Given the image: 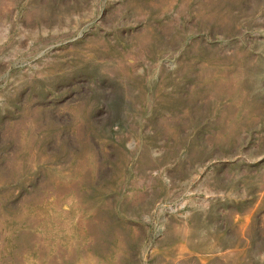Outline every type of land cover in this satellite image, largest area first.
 <instances>
[{
	"label": "rangeland",
	"instance_id": "obj_1",
	"mask_svg": "<svg viewBox=\"0 0 264 264\" xmlns=\"http://www.w3.org/2000/svg\"><path fill=\"white\" fill-rule=\"evenodd\" d=\"M0 264H264V0H0Z\"/></svg>",
	"mask_w": 264,
	"mask_h": 264
}]
</instances>
